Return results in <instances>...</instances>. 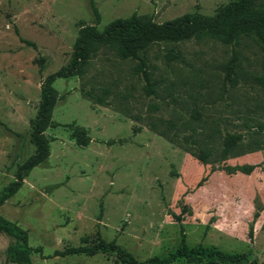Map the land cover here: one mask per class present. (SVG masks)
Masks as SVG:
<instances>
[{"label":"rangeland","instance_id":"1","mask_svg":"<svg viewBox=\"0 0 264 264\" xmlns=\"http://www.w3.org/2000/svg\"><path fill=\"white\" fill-rule=\"evenodd\" d=\"M232 1L93 0L96 17L91 0H0V193L34 153L31 121L42 85L70 64L83 27L103 31L133 14L157 24L192 13L214 16ZM234 54L232 87L225 66ZM146 58L151 95L135 72L138 61L110 50L91 60L85 76L55 81L50 155L0 215L27 232L33 264H122L118 251L54 256L101 240L138 262L166 259L184 247L264 264V49L251 38L239 46L192 39L158 43ZM228 135L237 146L225 154ZM250 165L256 168L249 175L231 171ZM14 243L0 233V264H14L7 255ZM167 264L231 263L214 256Z\"/></svg>","mask_w":264,"mask_h":264},{"label":"trees","instance_id":"2","mask_svg":"<svg viewBox=\"0 0 264 264\" xmlns=\"http://www.w3.org/2000/svg\"><path fill=\"white\" fill-rule=\"evenodd\" d=\"M91 5L96 17L99 16L93 0ZM18 33V30H16ZM242 38H251L256 44L264 49V3L259 0H233L227 6L220 8L214 16H204L198 13L185 14L181 17L167 21L162 24L153 22L150 18L139 17L135 14L128 18H119L109 23L103 31L95 27H83L78 34L72 60L68 66L46 77L41 88V103L38 112L31 121L32 142L35 147L34 153L22 164L18 165L15 173V181L0 193V206L14 196L23 186L25 178L39 164L44 162L50 155V142L46 131L52 126V115L57 103V93L54 83L57 79L72 76H85L91 60L101 50H110L120 60H135L138 64L135 67L136 73H141L146 82L145 90L148 95L154 94V82L146 62V52L154 45L162 42H181L192 39H213L224 45L239 46ZM29 46L35 44L23 40ZM45 60L40 59V71L44 69ZM238 57L233 55L225 66L226 77L232 87L235 86L237 77ZM232 75H234L232 77ZM264 87V73L260 79ZM87 96L103 104L101 98H95L90 92ZM77 142L85 145L87 141L77 138ZM225 154L230 153L237 146L235 136L228 135L225 139ZM195 155V154H193ZM198 159L202 163L207 162V154L201 153ZM256 166H239L231 169L232 173L241 172L251 174ZM203 178L199 186L206 181ZM262 206L257 207L253 216V223L258 219ZM253 223L249 229V237L253 236ZM5 233L15 239L7 251L8 259L14 264H33L31 254L34 250L28 244V235L25 230L8 221L0 215V233ZM87 240L84 238L83 242ZM38 251V250H36ZM118 251L121 255L122 264H167L179 257L193 259L201 262L203 259L217 257L220 261L238 264L244 259L243 255H232L219 250L211 252H200L198 250H187L181 248L166 259H153L147 262H138L135 258L122 251L114 242L106 243L99 241L92 247H70L64 250H57L54 256L67 257L80 254L93 256L98 252Z\"/></svg>","mask_w":264,"mask_h":264}]
</instances>
